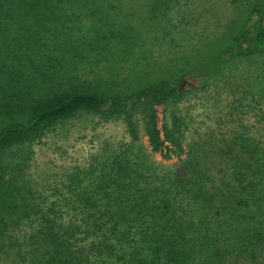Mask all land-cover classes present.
Here are the masks:
<instances>
[{
	"label": "trees",
	"instance_id": "1",
	"mask_svg": "<svg viewBox=\"0 0 264 264\" xmlns=\"http://www.w3.org/2000/svg\"><path fill=\"white\" fill-rule=\"evenodd\" d=\"M166 1L0 0V264H264V142L242 132L187 152L173 106L183 91L167 84L121 101L44 74L74 21L121 8L135 30L128 43L155 40ZM258 24L240 32L234 52L261 64L249 81L264 119V13ZM138 111L152 152L187 159L146 173L119 149L58 184L27 175L33 146L56 125L122 118L139 142Z\"/></svg>",
	"mask_w": 264,
	"mask_h": 264
},
{
	"label": "rangeland",
	"instance_id": "2",
	"mask_svg": "<svg viewBox=\"0 0 264 264\" xmlns=\"http://www.w3.org/2000/svg\"><path fill=\"white\" fill-rule=\"evenodd\" d=\"M166 2L156 13L161 26L155 40L142 37L128 43L135 30L121 8H101L95 16L74 21L77 32L72 39H64L67 47L57 54V67L44 74L63 82L62 86L74 84L119 96L121 101L143 89L167 84L183 91L173 106L187 124V152L197 144L225 143L242 132L264 142L262 108L252 100L249 81L252 67L260 73L261 64L248 63L234 52L240 32L255 24L259 27L264 0ZM135 118L140 125L139 142L131 141L122 118L108 121L86 114L56 125L33 146L27 175L38 182L58 184L68 172L119 149L128 157L138 155L134 162L142 164L140 169L146 173L151 167L187 159L184 155L181 160L167 161L152 152L145 113L138 111ZM139 147L149 158H144Z\"/></svg>",
	"mask_w": 264,
	"mask_h": 264
}]
</instances>
